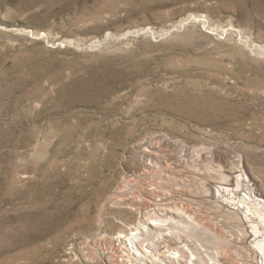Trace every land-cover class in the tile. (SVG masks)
I'll return each instance as SVG.
<instances>
[{"label":"rangeland","instance_id":"rangeland-1","mask_svg":"<svg viewBox=\"0 0 264 264\" xmlns=\"http://www.w3.org/2000/svg\"><path fill=\"white\" fill-rule=\"evenodd\" d=\"M153 138L202 154L163 203L213 224L222 264L264 262L237 203L264 200V0H0V264L121 247L140 214L112 194Z\"/></svg>","mask_w":264,"mask_h":264},{"label":"bare ground","instance_id":"bare-ground-1","mask_svg":"<svg viewBox=\"0 0 264 264\" xmlns=\"http://www.w3.org/2000/svg\"><path fill=\"white\" fill-rule=\"evenodd\" d=\"M156 139L136 144L142 160L141 168L135 170L133 179L123 181L124 185L112 194L118 200H129L127 206L138 208L140 214L138 223L131 228L130 232L120 231L114 238L121 247H115L113 243L94 246L85 241L82 246L67 253L60 264H222L217 247L221 242V235L214 231L213 224H199L193 216L188 215L193 214L191 211L183 210L177 205L181 203V200L171 205L163 203L173 195L178 199H181L180 196L190 194L194 196L193 190L190 189V192L187 188L186 177L179 173L195 169L201 161L202 154H199V151L195 153L196 149L189 151L182 147L179 152L177 151L178 153H173L176 163L170 164L168 159L171 156L167 153L169 149L166 150L164 148L166 144L162 146L163 142L159 143L160 140L154 141ZM219 163L217 170L204 174L207 178H218L221 184L229 185L230 179L224 169L232 168H228L223 162ZM167 169H171L170 174L166 173ZM240 173L236 175L238 184L242 176ZM195 179L192 178L193 181ZM139 184L154 185L162 193L158 194L155 190L150 192L143 187H138ZM195 192L197 193V190ZM130 199L133 200L130 201ZM237 203L258 220L257 223L249 226L252 234L259 238L254 245L264 260V200L253 199L247 194L243 195ZM229 213L236 216L234 211ZM245 234L241 230L239 241L243 240ZM172 244L175 247L171 248Z\"/></svg>","mask_w":264,"mask_h":264}]
</instances>
